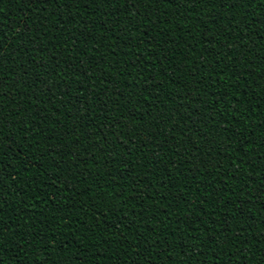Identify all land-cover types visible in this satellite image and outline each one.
Masks as SVG:
<instances>
[{
	"label": "trees",
	"instance_id": "16d2710c",
	"mask_svg": "<svg viewBox=\"0 0 264 264\" xmlns=\"http://www.w3.org/2000/svg\"><path fill=\"white\" fill-rule=\"evenodd\" d=\"M95 8L73 6L74 21L63 24L61 19H71L67 8L56 9L62 16L41 21L38 8L27 0H0V35L7 39L3 74L10 81L8 72L17 74L3 101L4 131L11 148L19 145L23 152L15 160L6 146L0 155L4 219L22 216L20 232L28 230L27 220L35 222L36 233H55L47 253H40L48 264H128L130 259L137 264H215V257L223 264H264V5L236 9L233 29L219 36L230 11L210 24L214 12L207 7L199 17L181 19L187 13L179 0L174 7L137 5L139 16L135 9L126 15L124 9L111 8L112 17L103 10L90 16ZM242 16L247 26L240 23ZM117 18L128 25L124 32L114 24ZM129 19L137 25L131 34ZM105 36L109 39L103 41ZM101 41L110 47H100ZM22 44L27 53L17 52ZM113 50L115 57L108 54ZM21 56L26 74L20 64H12ZM57 82L59 90L53 86ZM20 120L32 131L21 134ZM23 136L28 143L35 136L32 147H25ZM57 173L60 180L67 175L68 186L76 190V195L67 193L71 206L39 199L53 190L47 177ZM141 200L155 212V220L147 219V213L144 218L132 215L140 211ZM141 219L135 242L147 236L158 250L145 251L141 244L125 255L133 243L129 230L135 231ZM193 219L196 224H190ZM191 227L197 229L195 244ZM85 235L90 239L82 240ZM221 236L229 246L219 243ZM117 237L118 243L105 242ZM244 238L247 250L239 242ZM38 248L25 255L6 247L4 264H33ZM201 250L204 255H193Z\"/></svg>",
	"mask_w": 264,
	"mask_h": 264
},
{
	"label": "snow or ice",
	"instance_id": "6c2138e0",
	"mask_svg": "<svg viewBox=\"0 0 264 264\" xmlns=\"http://www.w3.org/2000/svg\"><path fill=\"white\" fill-rule=\"evenodd\" d=\"M21 2L23 3L24 0H21ZM260 3L261 5H264V0H179V4L181 7H186V15L181 16V19L184 20H190L193 19V14H195L196 17H199L202 12L203 9L205 7L208 8V12L209 13H213V16L211 18V20L209 21V23H214L217 17L223 18L225 12H231L232 15L231 17L228 19V23L226 25L223 26L222 29H220V31H218L216 33L217 36H219L221 34V32H228L229 30L233 29L234 25H233V21H235L236 19V9H240L246 6H251L253 8H255L256 3ZM27 3L29 4H33L35 5L39 12L41 13V21L47 19L48 16H57L60 17L63 14L61 12H57L56 9L58 8H67L69 9V17H71V19H61V23L63 24H69L72 21H74L75 19V14H73L71 12V8L73 6H82L87 8L90 5H95L96 8L90 13V16H95L97 11L103 10V13L105 16L108 17H112L113 15H115V13L108 11L109 8L111 9H115L117 10V12L119 11V9H124L125 10V14L127 15L128 10L129 9H135V14L137 16L140 15V8H146L148 6L151 5H163V4H167L168 6H175L177 3V0H27ZM47 5H51L52 11H48V8L46 7ZM137 5H140V8H137ZM44 13H47V15H44ZM205 15H207L208 13H203ZM149 15L148 12L145 13V17ZM159 19V17H158ZM90 22V21H89ZM240 23H244L245 26H247V16H242ZM114 24L116 26H118V30L120 32H124L125 28L128 27V25H125L123 23H121V19L117 18L114 21ZM129 24L131 25V27L128 28V33L131 34V32L133 31V29L137 28V25L132 24L131 19H129ZM47 27V26H45ZM185 27H187V24L185 25ZM59 31L61 32H66L67 28H61L59 29ZM89 31H91V29H89ZM106 31H111V29H106ZM211 31V29H209V32ZM37 32H39V29H37ZM144 35H147V33H144ZM161 35H163V33H161ZM19 39H21L23 41L24 37H18ZM228 39H232V37H227ZM36 39H39V36H36ZM109 37L105 36L103 37V41L108 40ZM124 39H127V36L124 37ZM103 41L100 42V47L102 48H109L110 45L104 43ZM67 41H65L66 43ZM167 42V41H165ZM77 43H79V41H77ZM145 44H147V41H144ZM7 45V39L6 37L0 35V155H3L4 152V148L7 146L8 150L10 152H12V158L15 160H20V157L23 155L22 150L20 149L19 145H17L16 149L13 150L11 148V145L8 144V137L9 134L6 133L4 131L5 127L8 124V119L5 115V107H4V97L7 94L11 93L12 88L15 86L14 81L17 79V74L15 72V69L11 70L8 72L7 75L12 76V80H8L7 76L3 74L4 72V53L2 51V49ZM223 46V45H221ZM126 47L131 48V45H126ZM17 49H19V51H17ZM16 51L17 52H28V49L26 47L23 46V44L21 45L20 48H17ZM148 50V49H145ZM67 51L71 52V46L67 49ZM228 51L230 52L231 49L229 48ZM93 52H95V49H93ZM111 56L115 57V51H111L110 53ZM217 55H219V53H217ZM54 59V57H52ZM24 60V56H21L19 60H13L12 64L16 65V64H20V67L23 69L24 74L27 73V69L23 68V64L21 63V61ZM146 61L143 60V58H141L140 60H138V63L143 66V64ZM100 63H103V58H101ZM135 65H133L134 67ZM37 67H44V65H37ZM67 67H71V65H68ZM109 67H112V65H109ZM221 68L223 70H227L226 66H221ZM114 71L119 72V69H114ZM81 75H83V73H80ZM124 74H128V73H124ZM87 79V77L85 78ZM229 80L232 79L231 76L228 77ZM109 83H111V81H109ZM35 85V81L32 82V85H28V86H34ZM54 87L57 88V90H59L60 85L59 83H55L53 85ZM131 87V86H129ZM148 89L145 88L144 91H147ZM48 91H51V87H48ZM81 91H83L81 89ZM61 95H66V93H61ZM116 95H119V93H116ZM133 96L138 95V93L133 92L132 93ZM222 96H227V92L224 91L222 93ZM51 98H49V102H50ZM54 107V106H53ZM12 115H17V113H12ZM41 120H44L43 116H40ZM154 119H156L154 117ZM160 122H164L163 117H160ZM19 125L18 131L23 134L26 132H31L32 129L30 127H28V124L23 121L20 120L17 122ZM69 131H72L71 129ZM65 135L67 133H64ZM23 139L25 140V147H32V143H35V136L32 137V143H28V137L27 136H23ZM155 139V135H153L148 143H151L152 140ZM210 143H215L214 140L210 139L209 140ZM12 143H15V140H12ZM134 143V142H133ZM166 143V141H165ZM67 144L68 142L65 141L62 145L61 148L65 149L67 148ZM141 144H144V141H141ZM146 146V145H145ZM156 148H161L160 144L155 145ZM53 152L55 151V149H51ZM86 150V149H85ZM170 150V149H169ZM187 151V150H186ZM178 154V153H177ZM64 155L67 156L69 155V152L65 151ZM127 156L131 157L132 153L128 152ZM161 159H163V156H161ZM22 163H27V162H23ZM59 166V165H57ZM27 169L25 168V171ZM70 170V169H69ZM41 175H43V172L41 173ZM235 178V176H233V179ZM4 179L3 175H0V189H2V180ZM48 181H49V186L53 189L51 192H46L43 196H40L39 199L42 203L47 204L49 203V201H51L52 205H57L58 206V202L63 200L66 202L65 206H71L74 201H69L68 200V192H72L74 195H76V190L73 187H69L67 184V180H68V176L65 175V177L63 178V180L59 179V173H57V175L55 176H50L47 177ZM73 179H75V177L73 176ZM262 186H264V181L261 182ZM207 185L205 186V190L207 189ZM90 190V189H89ZM197 191H199V189H197ZM21 195H23L21 193ZM211 195V194H210ZM151 199V197H149ZM250 199V197L248 198ZM205 203H207V201H205ZM6 204H5V199H4V192L2 190H0V264H4V259L3 256L5 254V250L6 247L8 249H11L13 247L16 248V250L18 252L21 253H25V255H28L29 252L35 248L36 244H39V248L38 250L35 252L34 254V262L33 264H48V261L45 259V255H41L40 253H47L48 248H49V244L48 241L49 240H54L55 239V233H53L51 231V229L48 230L47 233L41 232V233H36L35 232V222H33V224H28L27 220L24 221V224L27 225L28 230L25 232H20L17 229H20L23 227V225L19 224V220L22 219V216H18L17 219L12 220V219H4L5 215H7L8 213L6 212ZM90 208L94 207V205H90ZM139 208L140 211L139 212H132V215L135 216H139L141 218L145 217V213H147V219L150 220H155V212L152 210L151 207L145 208L143 205V200L140 201L139 204ZM237 208H239V204L237 205ZM39 217H43L44 213L43 212H39L38 213ZM52 219L55 221L56 217L55 214H53ZM60 219H64L66 220L67 217H61ZM124 220H127V214H125ZM119 222H123V221H119ZM129 223H132L131 221ZM143 223V219H141V221L137 222L134 224V228L135 231H131L129 230V235L132 237L133 239V243L130 244L127 248L124 249V253L125 255H128L129 252L133 249H139L141 247V244L146 245V248L144 249L145 251H147L148 249H152V250H158L157 248V244L155 241H153L152 243H148V237L144 236L142 238H140V243H136L135 241L138 238V233H139V227L140 224ZM178 223V221H177ZM197 220L193 219L190 221V224H196ZM225 224H227V221H225ZM95 227H98V224L95 225ZM226 231L230 232V229H225ZM87 231V230H86ZM217 234H219V229H217ZM38 235L43 236V241H39L37 239ZM153 236L158 235V233H152ZM28 236L30 237V239H25V237ZM189 238L193 241V243L195 244V242L197 241V229L195 227H191L190 231H189ZM82 240H89L90 238L88 236H81ZM106 243H118L119 242V237H117L116 241H111L110 239H106L105 241ZM127 242V239L125 238V243ZM239 242L241 244H243L244 250H247V238H244L242 240H239ZM71 243H75V241H71ZM96 243H98V241L92 242V247L95 248L96 247ZM220 244L225 245V247L229 246V239L225 238L223 236H221ZM264 243V242H262ZM59 246V242H57V245ZM60 251L63 252L64 248L61 247ZM221 251L223 252L224 249L222 248ZM115 254V253H114ZM151 255V253H149ZM76 253H73V256H75ZM137 256H142L143 252H137L136 253ZM193 255H199L202 256L204 255L203 250L199 251V252H194ZM192 257L190 256L189 259H191ZM215 264H223V262L221 261V259L219 257H215ZM14 264H19L18 261L14 260ZM128 264H137L135 259H130L128 261ZM150 264V262H149ZM203 264V262H202ZM254 264H256V262H254Z\"/></svg>",
	"mask_w": 264,
	"mask_h": 264
}]
</instances>
